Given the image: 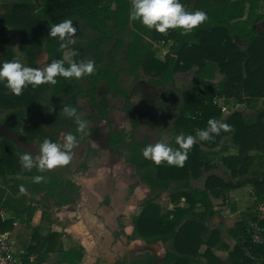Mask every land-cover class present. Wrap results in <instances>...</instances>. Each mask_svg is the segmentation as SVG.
<instances>
[{"label":"trees","instance_id":"trees-1","mask_svg":"<svg viewBox=\"0 0 264 264\" xmlns=\"http://www.w3.org/2000/svg\"><path fill=\"white\" fill-rule=\"evenodd\" d=\"M38 1L39 5L28 0L4 6L5 13L0 16V33L6 34L11 26L20 36L21 49L28 55L27 66L35 68L41 52L52 59L64 61V52L72 49V63H86L93 58L96 70L81 78L57 76L56 83L46 82L35 87L26 85L20 95L13 94L5 82L0 81V111H10L20 116L24 110L41 105L51 95L53 104L43 110V115L63 124L62 131L69 132L76 139L88 141L87 137L94 128L83 134L86 127L78 130L75 118L66 116L62 108L65 105L76 108L78 116L86 121L80 116L81 99L85 94L90 97V107L99 109L100 121H107L106 103L96 98L98 84L107 83L111 93L125 97L124 111L136 120L139 112L130 92L120 87L119 73L113 63L122 46V33L130 25L135 33L133 41L126 46L125 59L131 64L133 72L142 70L150 77L154 87L165 88L163 96L174 98L173 113L168 120L174 121L179 134L199 137L197 131L206 129L209 119L221 122L222 109L214 101L217 97L241 104L262 100L264 104V32L258 30V24L264 21V13L258 12L264 0H180L187 11L203 10L207 13V20L190 33H184L179 28L160 33L154 28L149 29L139 20H131V0ZM66 19H71L74 25L85 30L89 40L79 47L69 44L61 48L59 37L49 35L50 24H59ZM154 42H172L165 60L155 57L152 51ZM5 43L8 50L4 56L12 60L13 43L7 40ZM72 63L64 61L65 67ZM194 68L197 74L195 87L185 93L168 88L169 85L174 86L177 73ZM216 72L223 75L217 85L211 82ZM83 80L89 81L91 89H83ZM165 120L163 118L162 122ZM3 122L0 121V124ZM221 123H226L228 129H221L218 134L211 133L212 139L194 142L183 166L166 162L157 165L144 157L143 143H128V139L132 138L125 130L111 128L107 147L121 156L119 148L129 146L132 150L126 160L137 168L140 179L151 191V198L145 200L140 214L132 218L134 236L143 238L149 244L172 243V250L166 252L161 262L152 249H147L133 264H198L200 258H205L206 264H264V244L252 241L253 230L247 224L245 215L236 226L238 243L227 261L221 262L212 252L220 241V231L211 230L208 226L210 217L215 214L211 198L226 197L239 184L209 175L204 191L189 188L192 178H201L202 171L209 169L206 164L209 153L202 147L215 149L227 136L231 137L237 148L236 154L223 158L233 178L249 173L255 163V157L250 155L252 151L260 152L259 159L264 163V110L251 117L234 112ZM59 131L41 125H28L18 132L28 143L40 145L45 138L59 143ZM170 147L177 149L180 146L173 142ZM24 154L13 141L0 137V207L13 214L11 219L5 221L0 218L1 233L11 230L19 219L31 226L37 210L46 214L56 207L75 205L77 202L79 187L66 177L64 169L67 165L39 171L34 160L31 169L24 168L21 164ZM8 175L27 176L32 182L27 184L7 179ZM36 175L44 179L35 182L33 178ZM172 182L183 186L178 187L171 198H184L188 208H176L162 214V207L154 203L152 195L156 196L158 190H161V194L169 190ZM251 183L257 194L264 191V172L252 179ZM198 205L204 209L203 212L195 211ZM251 218L264 230V218ZM62 237L57 233L43 235L39 227L33 228L28 257L40 254L44 249L47 253H63L65 263L81 262L84 256L79 249L63 250ZM204 246L206 249L202 251ZM43 261L40 258L35 264H43Z\"/></svg>","mask_w":264,"mask_h":264},{"label":"crops","instance_id":"crops-1","mask_svg":"<svg viewBox=\"0 0 264 264\" xmlns=\"http://www.w3.org/2000/svg\"><path fill=\"white\" fill-rule=\"evenodd\" d=\"M211 82L217 83L216 80ZM214 101L219 108L223 104L225 105L224 109H228V101L225 99L217 97ZM236 104L240 105L241 103ZM245 106L248 112L239 110L235 112H242L245 116L251 117L264 110L262 100L257 103H245ZM226 120L221 119V122ZM98 130L99 128L93 131V135L91 134L89 137L90 140H93L99 133ZM200 140L199 138V142ZM223 140L215 149L202 147L209 153L206 163L209 169L202 171L201 178H192L189 188L204 191L206 178L209 175H214L226 182L239 184L236 189H232L227 194L225 200L222 197L211 198L215 214L209 219V228L221 230V237L225 235L226 230V234H230L229 236L235 243L233 248H230V243H228L229 245L225 244L226 242L221 238L220 245L212 251L221 262H226L229 253L238 243L236 226L242 221L244 215L247 217V224L253 230L252 241L254 233L258 230L264 232L258 223L251 221L253 216L264 218V196L258 195L251 183L252 179L264 172V163L259 159L261 153L252 151L250 155L255 157V163L249 173L233 178L223 162V158L230 154H236L237 148L233 145L230 136L226 137L228 142L224 143ZM34 145L39 150V144ZM89 152L94 153L91 159L79 165L69 162L64 169L66 177L79 187L75 205L56 207L46 214H43L42 210H37L31 226L25 225L19 219L11 230L3 233L13 241L15 253L22 259L34 263L42 258L43 264H69L65 263V256L59 251L47 253L43 249L40 254L28 257L33 228L39 227L40 233L43 235L61 234L63 236L61 243L65 252L79 249L83 253V260L72 264H133L139 256L144 255L147 249H152L158 261L161 262L166 252L172 250L171 242L149 244L143 238L134 236L132 218L140 214L141 206L145 200L151 198L150 187L140 179L137 168L133 164L118 156L112 149H107V142L98 148L92 146V150ZM28 178L29 181H26ZM9 179L27 184L32 182V179L27 176ZM181 186L183 185L172 182L169 190L162 194L161 190H158L156 196L152 195L154 203L162 207V214L176 208H188L184 198L180 196L171 198L173 192ZM195 211L203 212L204 209L198 205ZM12 217L11 211L0 207V218L3 221ZM224 246H229V249H224ZM205 249L206 246L202 251ZM197 261L198 264H206L205 258H200Z\"/></svg>","mask_w":264,"mask_h":264},{"label":"rangeland","instance_id":"rangeland-1","mask_svg":"<svg viewBox=\"0 0 264 264\" xmlns=\"http://www.w3.org/2000/svg\"><path fill=\"white\" fill-rule=\"evenodd\" d=\"M25 1L28 0H0V16L5 13L4 6L21 3ZM31 1L35 2L36 5L40 4L38 0H31ZM183 6L185 8V5ZM258 12L264 13V2H262L261 7L258 9ZM74 26L76 27V32L71 37V39L73 40V43L71 44L73 46L79 47L81 43L87 42L89 39L85 34L86 33L85 30H83L82 28L76 25ZM258 29L260 32H264V21L258 24ZM134 31H135L134 28L132 27V25H130L122 33L121 36L123 40L122 46L118 51V53L115 55V58L113 60L114 68L119 73L118 83L120 87L125 90H128L131 96L134 95L135 97L138 98L136 93L140 85L146 87L149 93L154 92L157 95L154 110L148 111V110L140 109L137 120H131L129 114L124 111L126 105L125 97L111 93L108 90L107 83L98 84L99 87L96 93V98L98 99L99 102L104 100V102L106 103V106L108 108L107 119L111 122V125L109 124L108 120L99 122L100 111L99 109L90 107L91 106L90 97L85 94H83V97L81 99L82 109L80 111V116L86 119L87 122L83 134H86L87 131L91 128H94V130L99 128L98 130L99 133L93 138V140H90L89 138L90 145L93 146L94 148L95 147L98 148L100 147V145L106 144L108 139V133L110 132L111 128L120 131L125 130L126 133H128L132 138L130 141H128V143L141 142L144 144V146H147L149 144H155L160 141L171 146L173 142H177L176 137L180 135L175 129V125L173 124L174 121L168 120L170 114L173 113L172 104L174 98L170 96H163L162 93L164 92L165 88L154 87L150 83V77L144 74L142 70L133 72L131 64L125 59L126 46L127 44L133 41L134 33H135ZM90 33L91 32L89 31V34ZM5 40L13 43L11 50V54L13 56L12 60L14 59L19 60L24 66H27L28 55L21 49L20 36L16 35L15 29L11 26L8 27L6 34L0 33V62L10 61L9 59H6L4 56V52L8 50V46L5 43ZM171 46H172V42H154L152 51L156 58L160 60H164L166 58V54L170 52ZM63 59L68 63H72L74 61L73 50L68 49L67 51H65L63 54ZM90 59L91 61H94L93 58ZM52 60L53 59L50 58V56L47 53L41 52L35 62V68L43 69ZM222 79H223V75L220 74L219 72H216L214 77V80H216L217 82L216 85L219 84L218 82H221ZM196 81H197V74H196V68H194L192 70L177 73L175 76L174 86L169 85L168 88H174L178 92L181 91L182 93H185L191 88L195 87ZM82 86H84L83 89H91L88 80H83ZM52 102L53 101L51 99V95L47 96V98L41 103V105L32 109L24 110L23 114L20 116L14 115V113L10 111L8 112L0 111V121H5L8 117H10L11 126L15 129H18L19 131L23 130V128L28 125H41L50 130H56V131L61 130L59 131V143L63 145L66 136L69 135L70 133L67 131H62L63 124H58L52 117L47 118L46 116L43 115V110L47 107H50V105L53 104ZM236 103L237 102L232 99L229 100L228 109L226 108V110L224 109L225 105L223 104L220 105L222 109L223 120H226L229 117V115L235 112L236 110L242 112H248V109L245 106V104L237 105ZM148 112L151 114L150 118L148 117L149 115ZM147 117L149 118V120L147 119ZM163 118L166 119L164 122H162ZM194 141L199 142V138H194ZM223 142L224 143L228 142V140H226V137L223 140ZM119 150L121 153V157L126 159L128 156H130L132 149L129 148V146L127 145L126 146L123 145L119 148ZM71 155L72 158L69 162L74 163L75 165H79L82 164L83 162H86L87 159L92 158L94 154L89 152V143L86 140L76 139L75 146L73 147V149H71ZM9 178L17 179V176L11 177L10 175H8L7 179ZM26 181H29V178ZM177 189L173 193H175ZM258 194L264 196V191ZM227 196L222 198L225 200ZM219 231H220V238H219L220 241L216 244V247L220 245L222 238L226 242L225 244L230 243V245L229 244L228 245L230 246V248H233L235 243L229 236L230 234L229 235L226 234V230H225V235L221 237V230ZM222 233L224 232L222 231ZM229 246H224V249L228 250Z\"/></svg>","mask_w":264,"mask_h":264},{"label":"clouds","instance_id":"clouds-1","mask_svg":"<svg viewBox=\"0 0 264 264\" xmlns=\"http://www.w3.org/2000/svg\"><path fill=\"white\" fill-rule=\"evenodd\" d=\"M131 20H139L149 29H155L160 33H167L169 29H182L184 33H190L207 20V13L203 10L187 11L180 0H131L129 12ZM76 27L71 19H66L59 24H50L49 35L59 37L60 47L64 48L73 43L72 35ZM93 61L72 63L65 67L62 59H53L45 68L39 69L31 66H24L19 60H10L0 63V81H4L13 94L20 95L26 85L33 87L51 82L56 83V77L81 78L95 72ZM54 109H51L52 111ZM63 113L68 117L75 118L78 130L86 127V121L82 120L74 107L63 106ZM228 125L216 119H209L208 127L197 131L202 140H209L213 137L211 133H219L221 129L227 130ZM179 148L174 149L160 141L149 144L143 149L145 158L151 159L157 165L166 162L169 165L183 166L188 157V151L194 143L192 135L180 134L176 137ZM76 137L72 134L66 136L63 145L45 138L39 145L40 155L33 158L30 153L21 157V164L24 168L31 169L34 164L39 171L53 169L59 165H67L72 158L71 149L75 146ZM35 182L44 179L41 175L34 176Z\"/></svg>","mask_w":264,"mask_h":264},{"label":"built area","instance_id":"built-area-1","mask_svg":"<svg viewBox=\"0 0 264 264\" xmlns=\"http://www.w3.org/2000/svg\"><path fill=\"white\" fill-rule=\"evenodd\" d=\"M253 242L255 244H264V232L258 230L254 233ZM0 264H35L27 262L25 259L17 256L14 251V243L11 238L0 232Z\"/></svg>","mask_w":264,"mask_h":264},{"label":"flooded vegetation","instance_id":"flooded-vegetation-1","mask_svg":"<svg viewBox=\"0 0 264 264\" xmlns=\"http://www.w3.org/2000/svg\"><path fill=\"white\" fill-rule=\"evenodd\" d=\"M136 95L138 96V98L137 97H135L134 95L133 96H131L132 97V101H133V103H134V105H135V107L137 108V110H138V112H139V110L140 109H143V110H154V107H155V103H156V98H157V95L154 93V92H151V93H149L148 91H147V89H146V87H144L143 85H140L139 86V89H138V91H137V93H136ZM108 111V110H107ZM148 117L150 118V113L148 112ZM15 115V114H14ZM107 115H108V113H107ZM13 116V115H12ZM130 117V116H129ZM147 117V119L149 120V118ZM107 118H108V116H107ZM131 118V117H130ZM138 118V117H137ZM9 120V125H10V127L12 128V130H14V131H16L18 134H19V132H22L23 130H21V131H19L18 129V131L17 130H15V128H13L12 126H11V124H10V117H8L3 123H1V124H4L5 122H7ZM131 120H133L132 118H131ZM137 120V119H136ZM99 122H103V121H100V117H99ZM94 131V130H93ZM93 131H92V133H93ZM92 133H90L89 134V136H88V138L87 139H89V137H90V135L92 134ZM20 135V134H19ZM108 135H109V133H108ZM21 136V135H20ZM22 137V136H21ZM23 138V137H22ZM24 139V138H23ZM25 140V139H24ZM26 141V140H25ZM107 141H108V139H107ZM128 141H130V139H128ZM27 142V141H26ZM88 143H89V150H92V146L90 145V142H89V140L87 141ZM29 144H31V143H29ZM34 144H38V143H32V145H34ZM17 147V146H16ZM18 148V147H17ZM19 149V148H18ZM107 149H109L108 147H107ZM21 150V149H20ZM101 151V150H100ZM90 153H92V152H90ZM94 154V153H93ZM90 156V155H89ZM86 158H88V157H86ZM89 159H91V158H89ZM89 159H87V160H89Z\"/></svg>","mask_w":264,"mask_h":264},{"label":"water","instance_id":"water-1","mask_svg":"<svg viewBox=\"0 0 264 264\" xmlns=\"http://www.w3.org/2000/svg\"><path fill=\"white\" fill-rule=\"evenodd\" d=\"M0 137L13 141L19 149L25 153H30L33 158L39 156L38 147L29 144L16 131L12 130L9 125V120L4 124H0Z\"/></svg>","mask_w":264,"mask_h":264}]
</instances>
